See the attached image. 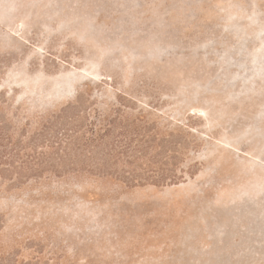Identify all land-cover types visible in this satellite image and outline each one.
<instances>
[{
	"label": "rangeland",
	"instance_id": "rangeland-1",
	"mask_svg": "<svg viewBox=\"0 0 264 264\" xmlns=\"http://www.w3.org/2000/svg\"><path fill=\"white\" fill-rule=\"evenodd\" d=\"M0 264H264V0H0Z\"/></svg>",
	"mask_w": 264,
	"mask_h": 264
}]
</instances>
